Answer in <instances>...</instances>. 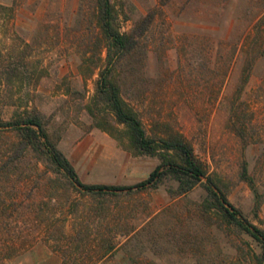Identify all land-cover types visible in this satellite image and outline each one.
Wrapping results in <instances>:
<instances>
[{
	"label": "rangeland",
	"instance_id": "obj_1",
	"mask_svg": "<svg viewBox=\"0 0 264 264\" xmlns=\"http://www.w3.org/2000/svg\"><path fill=\"white\" fill-rule=\"evenodd\" d=\"M112 1L123 32L152 15L136 56L118 68L124 99L149 135L184 136L209 172L220 175L230 202L264 230V0ZM0 5L13 9L0 17V250L12 246L0 252V264H61L49 243L53 233L72 236L75 218L92 222L96 214L105 220L93 228L105 227L106 235L118 218L139 232L129 251L105 264H256L260 245L200 208L202 183L180 195L169 177L158 189L103 198L72 188L32 150L11 163L19 138L3 124L27 111L45 118L85 184L134 185L161 161L136 156L125 128L96 100L95 0ZM88 57L92 63L82 71ZM231 117L246 127L248 144ZM244 162L262 197L259 208L240 178Z\"/></svg>",
	"mask_w": 264,
	"mask_h": 264
},
{
	"label": "trees",
	"instance_id": "obj_2",
	"mask_svg": "<svg viewBox=\"0 0 264 264\" xmlns=\"http://www.w3.org/2000/svg\"><path fill=\"white\" fill-rule=\"evenodd\" d=\"M95 6L99 34L94 47L99 52L98 61L101 63H96L91 70V74L98 72L96 100L106 106L117 124L125 128V135L134 154L156 157L161 161L160 165L146 180L134 185L85 184L79 178L70 160L58 148L57 143L52 141L46 126L47 121L37 111H27L25 115L3 124L4 127L12 128L17 132L19 138L11 163L22 159L28 151L32 150L39 153L57 174H61L69 182L72 188L84 195L103 198L158 189L169 177L179 183L180 195L188 194L202 183L206 198L200 208L221 216L229 226H234L253 238L261 247V254L256 257V264H264V230L252 224L230 202L222 189L220 175L209 172L207 166L196 156L194 147L184 136L180 134L149 135L138 112L124 99L118 68L136 56L140 39L151 23L152 15L143 18L135 30L129 33L121 30L119 12L112 0H95ZM12 10L0 5V17ZM89 63H92L90 57L83 59L81 70L84 71V66ZM231 125L241 141L245 145L248 144L250 140L246 127L240 126L234 117H231ZM240 178L253 190L256 205L259 208L262 197L246 162L241 168ZM204 180L206 182H203ZM97 210L102 211L101 208ZM102 217L96 214L93 221L105 220ZM92 222L77 217L74 223L76 229L74 235L67 236L63 232L53 233L49 243H54L52 247L60 254L61 264H105L109 258H115L120 251L127 249L129 251V246L134 239L132 235L139 234L137 228L134 226L129 228L128 224L126 226L119 218L112 222L113 226L109 224L107 228L109 235L104 233L103 226L96 224L93 228L96 222ZM46 231V234L50 233V226ZM119 237L127 239L120 242ZM11 249L10 244L4 245L0 252L4 253ZM133 264L142 263L134 260Z\"/></svg>",
	"mask_w": 264,
	"mask_h": 264
}]
</instances>
